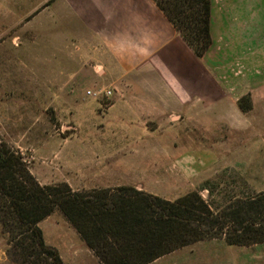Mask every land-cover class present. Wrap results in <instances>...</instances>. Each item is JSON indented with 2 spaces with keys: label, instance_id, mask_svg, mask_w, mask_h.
Wrapping results in <instances>:
<instances>
[{
  "label": "rangeland",
  "instance_id": "obj_1",
  "mask_svg": "<svg viewBox=\"0 0 264 264\" xmlns=\"http://www.w3.org/2000/svg\"><path fill=\"white\" fill-rule=\"evenodd\" d=\"M107 59L70 0H0V141L22 156L40 184L88 191L140 182L170 200L200 189L215 204L264 191V82L253 77L239 84L240 93L254 86L245 91L252 119L246 128L232 116V68L226 67L219 73L226 93L220 113L183 122L149 116L153 131L141 125L121 131L108 110L120 88ZM100 87L112 95L85 93ZM184 155L188 161L170 162ZM117 171L123 176L115 178ZM38 226L65 264H101L58 210ZM6 248L0 231V264H10ZM149 264H264V242L199 241Z\"/></svg>",
  "mask_w": 264,
  "mask_h": 264
},
{
  "label": "trees",
  "instance_id": "obj_2",
  "mask_svg": "<svg viewBox=\"0 0 264 264\" xmlns=\"http://www.w3.org/2000/svg\"><path fill=\"white\" fill-rule=\"evenodd\" d=\"M153 2L201 58L212 43L211 1ZM237 104L248 111L249 95ZM55 210L101 264H149L192 243L221 238L228 245L264 242V191L229 195L215 204L200 189L170 200L129 185L78 191L66 182L40 184L22 156L0 141V231L10 264H65L38 226Z\"/></svg>",
  "mask_w": 264,
  "mask_h": 264
},
{
  "label": "crops",
  "instance_id": "obj_3",
  "mask_svg": "<svg viewBox=\"0 0 264 264\" xmlns=\"http://www.w3.org/2000/svg\"><path fill=\"white\" fill-rule=\"evenodd\" d=\"M210 1L212 43L197 58L153 0H70L107 53L110 63L105 64L113 67L107 72L120 90L108 110L116 112L121 131L137 125L153 131L145 122L149 116L183 122L188 116L200 121L199 116L220 113L226 93L219 73L226 67L232 68V116L242 128L252 122L237 101L254 87L240 93L245 87L239 84L252 83L253 77L264 82V0ZM234 68L241 71L233 73ZM135 186L153 194L140 182Z\"/></svg>",
  "mask_w": 264,
  "mask_h": 264
},
{
  "label": "built area",
  "instance_id": "obj_4",
  "mask_svg": "<svg viewBox=\"0 0 264 264\" xmlns=\"http://www.w3.org/2000/svg\"><path fill=\"white\" fill-rule=\"evenodd\" d=\"M85 93L86 95L97 99L100 97H110L112 95V90L106 87H100L98 89H88Z\"/></svg>",
  "mask_w": 264,
  "mask_h": 264
}]
</instances>
